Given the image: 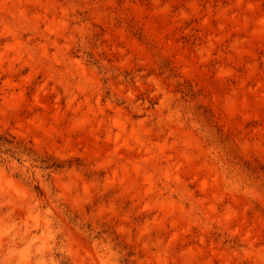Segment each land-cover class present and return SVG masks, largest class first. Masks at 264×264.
<instances>
[{"label":"rangeland","instance_id":"1","mask_svg":"<svg viewBox=\"0 0 264 264\" xmlns=\"http://www.w3.org/2000/svg\"><path fill=\"white\" fill-rule=\"evenodd\" d=\"M0 264H264V0H0Z\"/></svg>","mask_w":264,"mask_h":264}]
</instances>
